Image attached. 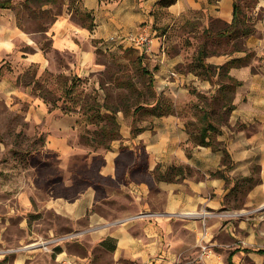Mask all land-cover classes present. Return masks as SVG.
<instances>
[{
  "label": "crops",
  "instance_id": "obj_1",
  "mask_svg": "<svg viewBox=\"0 0 264 264\" xmlns=\"http://www.w3.org/2000/svg\"><path fill=\"white\" fill-rule=\"evenodd\" d=\"M234 1L177 0L160 8L158 0H79L93 17V29L74 21L71 14L64 15L52 27V45L73 54L67 70L78 77L99 70L97 50L137 49L129 37H148L150 52L137 51L156 61L159 29L189 16L200 19L203 32L214 35L231 25ZM244 2L239 6L238 29L249 34L223 39L228 50L204 61L216 68L232 62L223 74L216 69L204 80L192 74L178 76L172 70L178 60L169 58L160 60L163 66L157 74L162 91L172 95L185 91L189 83L201 94L227 95L229 78L237 82L231 92L229 129L222 127L217 138L225 153L192 143L186 120L178 112L137 123L142 131L134 137L126 126L112 152H93L85 159L91 162L101 155L102 164L90 173L112 182L120 178L117 192L126 196L124 205L113 216L94 211L100 190L93 184L72 201L60 197L48 202L46 207L67 221L66 228L52 227L40 240L47 241L53 264H228L231 254L233 264H264L260 253L264 251V0ZM10 13L11 9H0V67L9 60L17 76L32 65L50 69L49 60ZM110 38L116 41L108 42ZM0 92L28 103L34 123L44 124L54 115L27 88L12 87L4 80ZM75 124V118L68 119L54 135L44 128L47 146L69 153L72 147L62 133ZM120 143L129 154L123 155ZM155 171L163 178L157 181ZM238 179L251 186L247 198L228 199ZM69 235L71 239L53 242ZM31 258L19 253L15 264H35Z\"/></svg>",
  "mask_w": 264,
  "mask_h": 264
},
{
  "label": "rangeland",
  "instance_id": "obj_2",
  "mask_svg": "<svg viewBox=\"0 0 264 264\" xmlns=\"http://www.w3.org/2000/svg\"><path fill=\"white\" fill-rule=\"evenodd\" d=\"M9 2L11 19H15L17 27L36 43L49 60L50 69L42 71L32 65L25 71L30 72L25 81L22 78L25 72L17 76L12 63L4 59L0 82L7 80L12 87L27 88L34 99L46 104L54 115L47 121L44 119V124L34 123L28 114V103L13 96L5 97L0 92V261L8 257L6 264H15V255L22 253L32 257L28 260L35 264H53L52 251L46 250L47 241L40 240L52 227L66 228L67 221L47 208L48 202L60 197L72 201L89 184L100 190L96 212L113 216L126 201V196L117 192L120 178L112 182L90 173L102 164L101 155L93 157L91 162L85 161L93 152H112V146L121 139V134L116 141H111V135L106 132L99 134L101 127H106V131L114 128L120 133L128 126L134 137L142 131L137 123L178 112L186 120V131L192 143L198 144L205 124L203 115L207 113L217 128L210 133L209 139L213 145L221 147L217 138L224 132L222 127L229 129L231 94H201L191 83L178 94H165L157 74L163 66L160 60L177 59L172 70L178 76L192 74L204 80L205 72L198 63L200 48L209 56L228 50L229 44L223 40H204L202 21L185 16L172 26L158 30L160 50L156 55L159 60L154 61L132 48L120 47L116 52L107 53L97 50L99 70L78 77L67 70L68 63L74 61L73 54L53 48L51 30L57 20L67 14L80 23L79 0ZM238 3L241 5L242 0ZM141 66L152 73L153 90L148 87V77ZM34 76L38 82L36 90L33 83L26 85ZM46 91L50 93L48 99L52 104L40 97ZM74 118L75 126L62 133L72 147L69 153L50 149L43 129L48 128L54 135L57 127L61 125L64 129L62 123ZM101 141L105 145H101ZM128 149L120 143L123 155L129 154ZM187 173L194 177L193 171L187 170ZM249 188V183L238 179L228 199L245 200Z\"/></svg>",
  "mask_w": 264,
  "mask_h": 264
},
{
  "label": "trees",
  "instance_id": "obj_3",
  "mask_svg": "<svg viewBox=\"0 0 264 264\" xmlns=\"http://www.w3.org/2000/svg\"><path fill=\"white\" fill-rule=\"evenodd\" d=\"M10 0H0V9H10ZM177 0H158L157 5L160 8H168L170 6H172L173 4L176 3ZM248 2L251 0H242V2ZM239 0H235L233 3V21L231 23L230 26H228L226 29H224L223 31H220L214 35H208V32L204 31L203 32V37L204 40H208V39H213V40H223V39H228V38H236V37H245L246 35L249 34V32L247 30H240L238 29V23H240V19L238 17L239 14ZM245 3V2H244ZM80 22L82 24L83 27H85L86 29H88L89 31H91L93 29V17L91 15L90 12H88L87 10H79L78 13ZM131 48V47H130ZM127 48V49H130ZM134 49V48H132ZM137 50V49H135ZM206 53L204 52V48H200L199 54H198V63L199 65L203 68L205 75L207 77H211L215 74V72L217 71L216 69H219V74H223V72L228 69L232 62H228L227 64H225L224 66H220L219 68L210 66L205 64V58H206ZM142 72L144 75H146L148 77V87L153 90L155 87L154 84V80H153V76L152 73L145 67V66H141ZM29 71L25 72V74L23 75L22 78H25V81L28 80L29 78ZM35 76L32 78L31 80L28 81L26 85H30L31 83H33V89L36 90V86H38V82L34 80ZM230 79V83L227 87V93L229 92L231 94V92L235 89V87L238 85L237 82L233 81L231 78ZM72 89V88H71ZM38 90V88H37ZM50 95L49 91H46L45 94L40 95L41 98H43L44 102L52 104V102L48 99V96ZM228 95V94H227ZM54 107V106H53ZM136 111V110H135ZM158 116L160 114H157ZM161 116V115H160ZM108 119H111L110 116H108ZM203 121H205V124L201 130L200 133V142L196 145L199 146H212L215 149L221 150L223 153L224 149H222L219 146L213 145L212 140L209 139L210 137V133L212 131H214L216 128V126L214 125V123L212 121H210V114L205 113L203 115ZM106 132L107 134L111 135V141H116L120 139V133L118 132V130H115L114 128H111L110 130L106 131V127H101L100 129V133H104ZM103 137V135H102ZM191 138V137H190ZM209 139V140H208ZM101 145H105L104 142H100ZM220 145V144H219ZM154 177L155 179L158 181L160 179L163 178V176H161V174H158L157 171L154 172ZM260 253L264 254V251H260ZM8 262V257L4 258V260L0 261V264H6ZM228 264H233L232 263V254L229 256L228 259Z\"/></svg>",
  "mask_w": 264,
  "mask_h": 264
},
{
  "label": "built area",
  "instance_id": "obj_4",
  "mask_svg": "<svg viewBox=\"0 0 264 264\" xmlns=\"http://www.w3.org/2000/svg\"><path fill=\"white\" fill-rule=\"evenodd\" d=\"M116 40L114 38H110L108 42H115ZM129 41L133 43L137 49H140L143 53H149L151 50V41L148 37L145 36H139V37H129ZM72 236H66L62 239H56L53 242H58L62 240L71 239Z\"/></svg>",
  "mask_w": 264,
  "mask_h": 264
}]
</instances>
